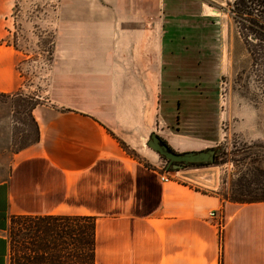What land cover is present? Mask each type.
I'll use <instances>...</instances> for the list:
<instances>
[{"label": "crops", "instance_id": "obj_1", "mask_svg": "<svg viewBox=\"0 0 264 264\" xmlns=\"http://www.w3.org/2000/svg\"><path fill=\"white\" fill-rule=\"evenodd\" d=\"M148 2L62 0L51 101L32 109L35 138L0 180V264L12 217L49 214L96 218V264H264V201L222 198L187 170L163 181L171 170L127 152L142 153L135 135L156 131L147 122L159 78ZM13 6L0 0L1 99L24 88L8 41Z\"/></svg>", "mask_w": 264, "mask_h": 264}, {"label": "rangeland", "instance_id": "obj_2", "mask_svg": "<svg viewBox=\"0 0 264 264\" xmlns=\"http://www.w3.org/2000/svg\"><path fill=\"white\" fill-rule=\"evenodd\" d=\"M61 4L14 0L8 41L18 50L24 88L0 97V180L14 151L35 138L32 109L51 101ZM143 10L154 21L150 50L159 74L156 92L148 93L147 122L176 152L221 147L215 163L182 169L203 188L231 200L264 197V0H149ZM135 136L147 158L127 152L165 170L168 160L147 144L151 135L146 141ZM182 170L171 171L179 179ZM24 227L8 232V264H23L32 255Z\"/></svg>", "mask_w": 264, "mask_h": 264}, {"label": "trees", "instance_id": "obj_3", "mask_svg": "<svg viewBox=\"0 0 264 264\" xmlns=\"http://www.w3.org/2000/svg\"><path fill=\"white\" fill-rule=\"evenodd\" d=\"M242 3L244 6L247 4L244 1ZM14 47L16 48L15 45ZM232 200L241 203L256 202L264 201V197L254 199L234 197ZM17 225L24 227L21 230L31 239L29 249L32 255L24 256L23 264H96V218L94 216L15 215L11 219L9 231L11 232L13 226L17 228ZM21 230L18 229L16 232L18 237ZM9 245H11L10 239Z\"/></svg>", "mask_w": 264, "mask_h": 264}, {"label": "water", "instance_id": "obj_4", "mask_svg": "<svg viewBox=\"0 0 264 264\" xmlns=\"http://www.w3.org/2000/svg\"><path fill=\"white\" fill-rule=\"evenodd\" d=\"M149 147L168 160L167 170H182L192 164H211L215 162L216 155L220 152L213 147L176 152L161 137L153 132L147 141Z\"/></svg>", "mask_w": 264, "mask_h": 264}, {"label": "built area", "instance_id": "obj_5", "mask_svg": "<svg viewBox=\"0 0 264 264\" xmlns=\"http://www.w3.org/2000/svg\"><path fill=\"white\" fill-rule=\"evenodd\" d=\"M167 172H169V171H166L165 173H162V175H161V179H162L163 181H169L170 179H172V178L175 177V175H173V173L170 174V173H167ZM210 216H211L212 218H216V217H217V214H216V212H211V213H210ZM217 218H218V217H217Z\"/></svg>", "mask_w": 264, "mask_h": 264}, {"label": "flooded vegetation", "instance_id": "obj_6", "mask_svg": "<svg viewBox=\"0 0 264 264\" xmlns=\"http://www.w3.org/2000/svg\"><path fill=\"white\" fill-rule=\"evenodd\" d=\"M161 137V136H160ZM161 139H162V141L164 142V143H166V144H168L162 137H161ZM169 145V144H168ZM213 148H215V149H217V150H220V152L216 155V157H215V160L220 156V154H221V151H222V149H221V147H213Z\"/></svg>", "mask_w": 264, "mask_h": 264}]
</instances>
